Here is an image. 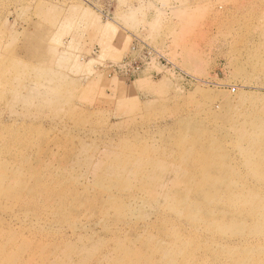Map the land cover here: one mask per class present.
Returning a JSON list of instances; mask_svg holds the SVG:
<instances>
[{
    "label": "rangeland",
    "instance_id": "rangeland-1",
    "mask_svg": "<svg viewBox=\"0 0 264 264\" xmlns=\"http://www.w3.org/2000/svg\"><path fill=\"white\" fill-rule=\"evenodd\" d=\"M0 264H264V0H0Z\"/></svg>",
    "mask_w": 264,
    "mask_h": 264
},
{
    "label": "built area",
    "instance_id": "built-area-1",
    "mask_svg": "<svg viewBox=\"0 0 264 264\" xmlns=\"http://www.w3.org/2000/svg\"><path fill=\"white\" fill-rule=\"evenodd\" d=\"M152 56H154L153 52L150 50L149 47H147V45H144L142 47L140 58L142 57L143 60H149V59H152ZM143 65H144V61L143 63L142 62H130V63H122L121 67L126 72V74L133 76L137 74L139 71H141Z\"/></svg>",
    "mask_w": 264,
    "mask_h": 264
},
{
    "label": "bare ground",
    "instance_id": "bare-ground-1",
    "mask_svg": "<svg viewBox=\"0 0 264 264\" xmlns=\"http://www.w3.org/2000/svg\"><path fill=\"white\" fill-rule=\"evenodd\" d=\"M27 183V182H26ZM21 190V189H20ZM21 192V191H20ZM71 193V192H70ZM46 197V196H45ZM45 200V199H44ZM79 201V200H78ZM227 242H229V241H227ZM222 243V242H221ZM14 246V245H13ZM9 248V247H8Z\"/></svg>",
    "mask_w": 264,
    "mask_h": 264
}]
</instances>
